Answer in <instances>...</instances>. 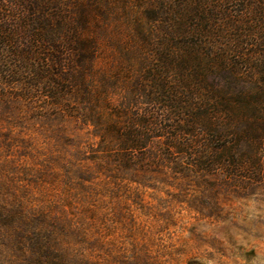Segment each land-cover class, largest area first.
I'll list each match as a JSON object with an SVG mask.
<instances>
[{"label": "rangeland", "instance_id": "1", "mask_svg": "<svg viewBox=\"0 0 264 264\" xmlns=\"http://www.w3.org/2000/svg\"><path fill=\"white\" fill-rule=\"evenodd\" d=\"M60 2L87 16L83 35L95 57L70 90L74 113L49 109L42 92L19 100L27 87L0 79V97H15L0 101V207L58 220L75 264H264V151L256 179L182 175L162 157L139 155L133 170L107 167L120 154L125 105L152 50L139 32L150 30L143 13L151 1ZM5 240L0 264H22Z\"/></svg>", "mask_w": 264, "mask_h": 264}, {"label": "trees", "instance_id": "2", "mask_svg": "<svg viewBox=\"0 0 264 264\" xmlns=\"http://www.w3.org/2000/svg\"><path fill=\"white\" fill-rule=\"evenodd\" d=\"M148 1L143 19L150 30L139 32L152 50L134 97L125 105L120 154L109 156L107 167L133 170L139 155L141 162L162 157L182 175L260 178L264 0ZM60 3L0 0V79L27 87L25 98L17 99L32 101L33 92H42L51 102L49 109L62 108L66 114L74 113L67 110L74 102L75 91L70 92L81 85L95 45L84 38V12L78 16L77 8ZM14 99L0 97L1 102ZM102 146L104 153L111 150ZM15 206L0 207V239L14 248L22 264H75L61 248L58 220Z\"/></svg>", "mask_w": 264, "mask_h": 264}]
</instances>
